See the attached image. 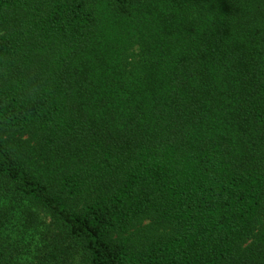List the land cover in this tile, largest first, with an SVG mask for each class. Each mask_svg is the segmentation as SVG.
<instances>
[{
  "label": "trees",
  "instance_id": "trees-1",
  "mask_svg": "<svg viewBox=\"0 0 264 264\" xmlns=\"http://www.w3.org/2000/svg\"><path fill=\"white\" fill-rule=\"evenodd\" d=\"M2 189L88 264H264V0H0Z\"/></svg>",
  "mask_w": 264,
  "mask_h": 264
},
{
  "label": "rangeland",
  "instance_id": "rangeland-1",
  "mask_svg": "<svg viewBox=\"0 0 264 264\" xmlns=\"http://www.w3.org/2000/svg\"><path fill=\"white\" fill-rule=\"evenodd\" d=\"M110 21L103 47L121 48L126 55L135 53L139 39L157 29L153 16L141 11L136 12L129 21ZM0 219L4 221L10 248L22 261L33 260L36 254L44 252L45 245L60 242L58 238L64 241L63 232L54 224L45 209L21 200L5 189L0 190ZM60 243L69 250V254L56 264H88L80 251L72 250L67 243Z\"/></svg>",
  "mask_w": 264,
  "mask_h": 264
}]
</instances>
